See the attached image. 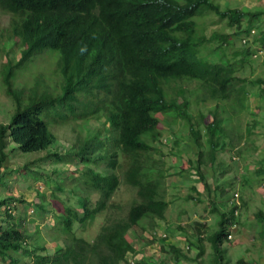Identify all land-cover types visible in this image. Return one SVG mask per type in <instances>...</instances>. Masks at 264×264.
Returning <instances> with one entry per match:
<instances>
[{
  "label": "trees",
  "instance_id": "trees-1",
  "mask_svg": "<svg viewBox=\"0 0 264 264\" xmlns=\"http://www.w3.org/2000/svg\"><path fill=\"white\" fill-rule=\"evenodd\" d=\"M0 11L9 13L8 23L0 24V49L6 53L3 43L9 40L20 47L18 58L6 53L2 68L1 81L15 107L10 119L0 122V167L14 149H47L55 140L49 122L72 121L75 125L79 118L86 121L104 113L111 133L106 144L98 133L84 138L72 153L82 161V166L76 167L79 174L75 178L81 180L86 193L77 195V206H63L59 213L63 242L52 252L46 251L44 244L28 245L30 230L21 221L11 220V208L15 205L12 200L22 197L0 199V206L4 205L0 212L5 213L7 220L0 222V264L125 262L126 253L134 250L129 230L138 225L154 228L156 219L164 217L169 204L164 194L165 172L156 166L160 160L153 156L154 143L162 134L163 117L186 123L197 147L194 171L204 181V165H213L218 147L226 144V127L216 107L210 110L208 121L200 112L192 116L189 108L192 100L196 106L208 99L230 98L243 104L245 78L236 71L251 55L253 42L264 47V8H221L215 0H0ZM206 14L252 36H247L242 49L237 50L236 54L242 53L238 60L223 53L227 35L207 36L203 27L198 26L197 18ZM244 19L257 20L253 25L257 31L251 33L248 28H241ZM210 42V51L220 52L217 59L200 53ZM44 49L58 52L55 69L57 74L60 72L59 86L50 92L35 91L25 103L22 89L14 85L15 68ZM191 80L197 84L189 89L187 83ZM258 93L264 95V89ZM103 146L104 152L92 155L93 150ZM52 153L58 160L59 152ZM102 158V170L88 165L91 162L99 166ZM29 163L24 167L34 176L44 174L38 165L28 167ZM121 165L124 168L119 174L117 168ZM259 172L264 173V168ZM121 177L134 188L126 212L106 219L92 239L77 234L73 222L83 229L98 212L118 206L111 197ZM91 192L98 194L94 201L90 200ZM32 205L38 207L35 202ZM235 208L220 213L217 228L209 235L219 264H226L220 243L229 234ZM255 215L260 232L264 233V210ZM201 227L203 223L196 222L199 233ZM198 239H202L200 235ZM170 247L179 250L172 243ZM23 257H29V261ZM235 264L249 262L240 257Z\"/></svg>",
  "mask_w": 264,
  "mask_h": 264
},
{
  "label": "rangeland",
  "instance_id": "rangeland-1",
  "mask_svg": "<svg viewBox=\"0 0 264 264\" xmlns=\"http://www.w3.org/2000/svg\"><path fill=\"white\" fill-rule=\"evenodd\" d=\"M215 1L221 8H264V0ZM8 20L9 13L0 11V24L5 25ZM257 23V20L249 22L244 19L241 28H248L249 32L254 33L257 27L253 25ZM197 24L203 27L207 36H228L227 42L223 43V53L232 60H238L242 56L241 52L236 53L245 44L243 37H252L212 14L198 17ZM253 43L254 47L260 44ZM3 46L9 56L19 57L20 47L13 40L5 41ZM212 46V42L208 43L200 49V53L217 59L220 52L216 53L213 49L210 51ZM6 53L0 49V122H7L15 107L13 98L5 92L1 81ZM57 59V51L44 49L33 55L26 64L15 68L14 85L22 89L21 94L25 97L23 102L26 103L28 95L35 91L50 92L59 86L60 72L58 70V76L55 69ZM236 72L245 78L246 95L242 105L234 98L208 99L198 106L192 100L189 108L192 116L196 117L200 112L204 120L208 121L211 118L210 110L216 107L218 115L223 117V126L226 127L223 137L226 144L218 147L213 165H204V181L194 171L197 147L186 123L181 119L163 117L160 127L162 134L154 143L156 149L153 156L160 160L156 166L164 169V194L169 204L164 217L156 219L154 228H142L138 225L129 230L134 250L128 251L126 261L119 264H219L209 235L217 228L220 213L230 210L232 206H236L235 217L229 227V234L220 243L222 261L235 264L242 257L249 264H264V233L260 232V223L255 215L258 210H264V173L259 172L260 168H264V95L258 93L261 88L264 89V56L248 55ZM196 84V80H191L187 87L190 89ZM189 98L192 99L193 96L190 95ZM42 116L44 117L43 114ZM48 126L54 133L55 140L47 149L9 151L3 167H0V199H7L12 195L22 197L21 200H12L15 205L11 208V220L21 221V225L30 230L28 245L44 244L45 250L52 252L63 242L64 233L60 228L59 214L63 206L67 203L77 206V195L86 193L81 180L75 178L79 174L76 167L82 166V161L72 153L84 138L98 133L106 144L111 133L104 113L86 121L79 118L75 125L70 121L49 122ZM201 129L203 130V126ZM53 151L59 152L58 160ZM101 152H104V146L93 150L92 155ZM122 158L120 155V159ZM29 161L31 163L28 167L38 165L44 174L34 176L32 171L24 167ZM99 162V166L91 162L88 165L102 170L105 160L102 158ZM123 168L124 165L117 168L119 174ZM56 182L61 188L56 186ZM133 195L134 188L121 177V183L111 197V201L118 206L98 212L83 229L77 222H73L74 230L77 234L92 239L106 219L126 212ZM97 196V192L89 194L91 201ZM33 202L38 204L37 208H33ZM3 206H0L1 210ZM5 218V213L0 212V222ZM196 222L203 223L202 233L195 228ZM198 235L202 239H198ZM171 243L179 250H172ZM23 259L29 261V257Z\"/></svg>",
  "mask_w": 264,
  "mask_h": 264
},
{
  "label": "built area",
  "instance_id": "built-area-1",
  "mask_svg": "<svg viewBox=\"0 0 264 264\" xmlns=\"http://www.w3.org/2000/svg\"><path fill=\"white\" fill-rule=\"evenodd\" d=\"M247 40L246 37H243L242 41L245 42ZM261 54L262 56H264V47H260V48H256L253 52H252V56L255 57L256 55Z\"/></svg>",
  "mask_w": 264,
  "mask_h": 264
},
{
  "label": "clouds",
  "instance_id": "clouds-1",
  "mask_svg": "<svg viewBox=\"0 0 264 264\" xmlns=\"http://www.w3.org/2000/svg\"><path fill=\"white\" fill-rule=\"evenodd\" d=\"M246 38H248L247 36H246ZM245 43V42H244ZM261 46H256V47H254L253 49H252V52L256 49V48H260ZM251 56H252V53H251Z\"/></svg>",
  "mask_w": 264,
  "mask_h": 264
}]
</instances>
